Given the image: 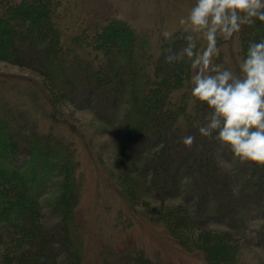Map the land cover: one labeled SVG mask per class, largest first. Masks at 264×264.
Here are the masks:
<instances>
[{
	"label": "trees",
	"instance_id": "16d2710c",
	"mask_svg": "<svg viewBox=\"0 0 264 264\" xmlns=\"http://www.w3.org/2000/svg\"><path fill=\"white\" fill-rule=\"evenodd\" d=\"M72 1L0 0V60L39 79H0V264H83L80 154L60 129H70L69 107L90 112L118 147L115 167L97 176L111 190L99 200L120 199L128 223L135 207L149 208L147 199L169 202L154 221L187 251H200L202 264H247L242 246L264 242V223H255L264 219V190L252 197L264 179L199 135L206 108L190 95L189 62L166 61L169 50L184 46L182 28L146 33L113 16L100 23L99 13L80 17ZM261 35L264 23L244 26L235 35L237 57ZM223 57L220 49L215 62L228 67ZM187 135L194 137L190 152L181 142ZM161 159L168 168L157 165ZM104 238L94 245L100 259L87 264H163L138 246L112 249Z\"/></svg>",
	"mask_w": 264,
	"mask_h": 264
},
{
	"label": "rangeland",
	"instance_id": "374dc122",
	"mask_svg": "<svg viewBox=\"0 0 264 264\" xmlns=\"http://www.w3.org/2000/svg\"><path fill=\"white\" fill-rule=\"evenodd\" d=\"M72 2L74 11L80 17L90 12L99 13L100 23H105L109 17L113 16L118 18L119 21L132 23L135 28L146 33H150L151 30L149 29L157 25L160 30L167 28V32L182 28L178 20L186 13L191 4V0H74ZM90 17L92 18V16ZM234 39L236 42L233 48H231L232 40L227 42L221 40L218 43L220 49L224 50L223 58L226 65L228 67L231 65L233 69L235 67L232 62L234 60L237 62V59L238 62L240 60L237 57V46L239 44L237 36ZM202 43V41L198 42V47ZM2 78L9 83L24 82L25 79L32 84L39 81L38 77L31 71L0 60V79ZM10 95L8 97L13 98L16 96L14 93H10ZM4 99L11 101L6 97ZM20 99L25 100L23 96ZM17 102L18 106L23 103L18 100ZM66 115L68 116L66 122L70 123L68 124L70 129L66 127L67 124L64 127L60 126V129L66 135L74 138L80 154L79 173L81 184L78 214L83 227H85L82 263H96L100 259V249L94 253L97 235H100L105 236L104 239L109 238L110 242L112 241V249L128 247L125 245L138 246L143 249L150 260H159L163 264H202L203 255L200 251H187L169 236L160 223L154 221L155 213L160 207L169 202L161 203L151 198L147 199L146 207L149 208L145 210L140 205L135 207V214L131 223L125 221L126 217H121L124 213L122 215L119 213L120 209L129 211L128 206V209L121 206L120 199L115 204L110 201L111 205L106 201L103 203V200L107 199L105 196H110L111 190L102 181H99L97 176L102 172L105 173V169L115 167L118 147L114 136L109 129L103 128L87 110L69 107L66 108ZM9 116L17 119L24 117L22 114L16 115L14 111H9ZM96 159L101 160L99 166ZM117 169H123V167ZM14 184L16 183L14 182ZM100 193L102 201L99 200ZM114 220L116 222L119 220L117 222L119 225H116ZM256 220L255 223L258 227L264 223V219ZM251 224H254V222H251ZM241 258L247 264H264V242L243 245Z\"/></svg>",
	"mask_w": 264,
	"mask_h": 264
},
{
	"label": "clouds",
	"instance_id": "9594fccd",
	"mask_svg": "<svg viewBox=\"0 0 264 264\" xmlns=\"http://www.w3.org/2000/svg\"><path fill=\"white\" fill-rule=\"evenodd\" d=\"M257 21L264 23V0H191L178 20L184 46L169 50L166 61L189 62L190 95L206 108L199 135L216 140L240 162L264 166V35L247 43L235 69L215 62L219 40L231 41ZM193 140L187 135L181 142L191 147Z\"/></svg>",
	"mask_w": 264,
	"mask_h": 264
},
{
	"label": "bare ground",
	"instance_id": "6f19581e",
	"mask_svg": "<svg viewBox=\"0 0 264 264\" xmlns=\"http://www.w3.org/2000/svg\"><path fill=\"white\" fill-rule=\"evenodd\" d=\"M190 151H191V147H188L187 152H190ZM161 160L162 161H159V163L160 162L161 163L160 164H157V165H160L162 167L163 166V163H164V167L168 168L169 165L166 166L165 164H167V161H169V160L168 159L167 160L166 159H161ZM248 164H250V166L254 167L257 170V172L259 174V177H260V180L264 179V166H258V165L254 164V163H248ZM203 178L205 179L204 176H203ZM201 188L204 189L205 187H201ZM263 190H264V187L263 188H260L258 190V192H256L255 194H253L252 195L253 199L257 200V199L261 198L262 197V194H263Z\"/></svg>",
	"mask_w": 264,
	"mask_h": 264
}]
</instances>
